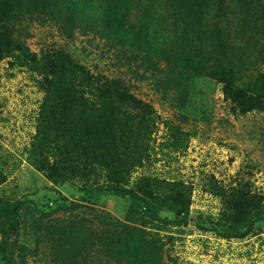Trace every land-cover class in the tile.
Returning a JSON list of instances; mask_svg holds the SVG:
<instances>
[{
  "label": "rangeland",
  "instance_id": "374dc122",
  "mask_svg": "<svg viewBox=\"0 0 264 264\" xmlns=\"http://www.w3.org/2000/svg\"><path fill=\"white\" fill-rule=\"evenodd\" d=\"M71 1L64 2L65 14ZM50 3L0 0L6 25L0 28V44L11 47L0 58V206L25 202L15 217L0 218V264H264V219L244 237L225 236L227 224L245 218L256 203L264 206V110L234 108L216 76L199 77L190 92L192 105L178 106L179 96L166 98V87L157 92L148 79L135 78L136 66L127 68V57L135 50L145 53L141 45L128 40L115 45L117 34L99 19L98 25L81 21L82 28L68 39L59 29L62 20L51 18ZM130 30L127 36L138 44ZM58 54L84 65L95 78L92 91L84 90L88 102L94 92L111 87L103 84L105 78H118L152 106L157 128L146 135L144 154L130 160L124 178L134 191L152 198L147 216L127 196L100 189L84 192L78 178L56 179L57 167L70 161L64 160L68 154L63 150L69 144L57 145L47 136L44 118L49 100L45 79ZM171 86L181 90L173 80ZM56 106L57 101L52 109ZM166 120L179 126V141ZM139 139L146 140L143 135ZM124 149L121 154L130 153ZM121 174L117 168L111 176L103 171L98 184ZM172 185L183 193L187 214L154 208L163 205ZM75 201L83 206L72 210L69 204ZM120 236L128 243L114 246Z\"/></svg>",
  "mask_w": 264,
  "mask_h": 264
},
{
  "label": "trees",
  "instance_id": "16d2710c",
  "mask_svg": "<svg viewBox=\"0 0 264 264\" xmlns=\"http://www.w3.org/2000/svg\"><path fill=\"white\" fill-rule=\"evenodd\" d=\"M48 1L51 3L47 10L54 14L51 18L62 20L59 29L68 39L75 29L82 28L81 21L86 25L100 22L103 28L113 29L117 34L115 45L125 40L130 41V45H141L145 53L135 50L133 55H127L129 62L125 65L127 68L136 66L134 72L131 70L135 78L148 79L157 92L162 90L161 85L166 87L163 93L166 98L174 101L179 96L178 106L188 102L192 105L190 92L199 77L216 76L234 108L243 112L264 110V0H72L69 8L64 7L69 12L66 14L62 9L64 2L70 0ZM125 16H135V20ZM0 18L2 28L5 21L1 10ZM128 27L131 36L135 35L131 39H136L138 44L127 36ZM208 31L214 32L218 40L209 37ZM138 35L142 36V41ZM16 48L22 49V46ZM10 50V45L8 48L6 43L0 44V58ZM23 52L27 49L23 48ZM136 58L138 61L131 64ZM94 79L86 73L84 65L79 66L62 54L56 55L49 65L45 79L49 98L44 117H48L46 135L57 145L69 144L63 150L68 154L64 160H70L57 167L55 177L58 180L78 178L84 192L100 189L127 196L145 217L152 198L134 191L124 178L132 165L130 160L136 162L144 154V147L148 146L146 135L148 138L157 128L152 106L132 94L124 80L118 78H105L103 84L111 87L101 91V96L94 92L93 102H88L83 97L84 90L92 91L93 84H98ZM172 80L181 85V90L172 89ZM55 101L57 106L52 109ZM164 122L175 141H179V126ZM142 135L145 141L139 139ZM128 136L135 139L129 142ZM125 147H129L130 153L121 154ZM78 159L81 161L77 162ZM116 168L122 173L120 176L109 177L106 184H98L99 174L107 170L111 176ZM170 189L163 205L154 208L187 214L181 199L183 193L174 191L173 185ZM257 201L251 200V203ZM82 203L75 201L69 208L76 210ZM24 204L17 200L1 205L0 218L15 217ZM258 204L247 211L245 218L235 221V225L227 224L225 236L233 232V236L244 237L255 223L263 220L264 206ZM153 216L158 218L157 212ZM116 240L114 246L128 243L126 236Z\"/></svg>",
  "mask_w": 264,
  "mask_h": 264
}]
</instances>
